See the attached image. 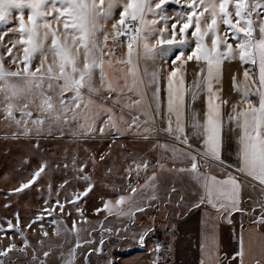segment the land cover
<instances>
[{
	"label": "snow or ice",
	"instance_id": "snow-or-ice-1",
	"mask_svg": "<svg viewBox=\"0 0 264 264\" xmlns=\"http://www.w3.org/2000/svg\"><path fill=\"white\" fill-rule=\"evenodd\" d=\"M170 2L178 6L172 16L166 8ZM6 36L11 37L7 42ZM124 47L126 52L118 57L116 49ZM190 61L194 67L186 80ZM233 61L244 65L242 74L237 70L230 76L238 99L223 94L226 62L231 67ZM0 123L12 136L39 137L53 126L62 135L61 125L75 124L74 136L97 131L123 135L126 128L145 140L151 138L153 149L171 152L168 171L195 182L194 194L187 200L181 196L178 203L189 210L203 209L200 264H222V259L235 264L237 258L245 264L246 253L257 248L259 258L249 264H264V0H0ZM177 162L182 166L177 168ZM133 165L138 180L142 170L147 175L150 161L145 156L133 159L129 175ZM84 168L81 162L79 170ZM44 169L41 163L30 179L10 192L32 185ZM156 177L152 171L140 192L130 182L131 194L103 201L102 208L129 217L142 212L151 199L143 192L155 191ZM84 179L89 183L82 193L72 194V203L93 188L86 172ZM244 187L258 189V203L248 208L242 206ZM64 203L57 198L51 209L58 207L63 213ZM76 212L89 223L80 208ZM234 212L241 215L238 250L222 257L215 223L220 218L231 223ZM245 213L255 226L248 230L247 240ZM43 214L51 212L45 209ZM15 216L16 224L8 220L0 232L19 231L21 246L10 238L0 247V264H12L13 253L27 255L29 247L31 264H47L52 252L51 246L43 250L47 230L41 224L43 235L34 246L19 230V213ZM99 223L102 238L93 244L82 233L91 237L94 228L78 227L75 220L68 228L62 218L52 220L57 236L64 232L75 237L71 248L60 253L62 264H76L81 245L87 250L81 264H118L105 251L103 221ZM141 227L134 236L143 244L151 228ZM123 230L127 232L128 225ZM113 231L117 239L123 235L119 228L107 230ZM162 248L166 246L155 242L151 264H160Z\"/></svg>",
	"mask_w": 264,
	"mask_h": 264
},
{
	"label": "rangeland",
	"instance_id": "rangeland-1",
	"mask_svg": "<svg viewBox=\"0 0 264 264\" xmlns=\"http://www.w3.org/2000/svg\"><path fill=\"white\" fill-rule=\"evenodd\" d=\"M166 8L169 16L178 10V6L174 2H170ZM170 24L171 21L169 29ZM10 38V36H6L5 42ZM122 50H126V47L116 49L118 57L121 56L119 52ZM5 63L15 67V65H10L7 60ZM191 65L194 66L190 61L189 66ZM243 67L244 65L237 61L231 62V67H228L226 62L222 80L225 96L231 94L238 99V94L232 90L230 76L237 70L242 74ZM65 95H71V93H65ZM35 115L37 113L33 112V116ZM77 127L78 125L75 124L61 125L62 135L53 126L46 128L39 137L34 135L12 136L0 123V225H4L6 228L8 220L16 224L15 214L18 212L19 230H23L35 246L36 240L43 235L42 224L48 232L43 250H47L49 246L52 247L47 264H62L60 253L67 252L71 248L75 243V237L70 233L66 235L64 232L57 236L52 220L62 218L68 228H71L73 220L78 221V227L83 225L94 228L95 231L91 232V237L82 233V238L90 239L93 244L98 243L102 238L99 222L103 221L105 251L111 254L114 261H117L118 264L151 262L155 258L152 251L141 253L145 250L144 243L148 242L151 247H154L157 242L156 237H159V234L162 236L163 231L153 226L148 227L151 228V231L148 232L144 243L141 244L134 236L135 233L143 231L139 225V212H135L134 216L129 217L118 215L115 210L110 214L102 208L103 201L109 199L115 201L119 195L131 194V189L128 187L130 182L137 186L139 192V179H136L134 165L131 175L128 174L127 169L133 159L140 160L143 140L140 135L130 134L126 128L123 129V135L116 134L114 131L104 134L97 131L94 134L85 132L82 135L74 136L72 130ZM74 160L75 163H73ZM81 162L85 163V168L82 171L79 170ZM41 163H45V169L36 182L17 193L10 192V189L18 188L20 183L30 179L32 173L40 167ZM85 172L91 177L90 182L93 188L86 195H81L78 201L72 203V194L82 193L89 183L84 179ZM57 198L61 203H64L65 200L69 202L64 203L65 211L63 213L58 207L54 211L51 209ZM241 198L244 208L251 207L258 203V189L253 192L248 187H244ZM5 205L8 206L5 207ZM77 208H80L83 215L88 217L89 223L81 220L80 215L76 212ZM96 208H101V211L96 212ZM45 209H48L51 215L43 214ZM40 214H43V219L32 223L33 219ZM243 219L245 222H251L250 214L245 213ZM29 224L31 227H28ZM125 224L128 225L127 232L123 230ZM117 228L121 229L123 233L119 239H117L115 231L111 234L107 232L108 229L115 230ZM10 238L15 239L17 247L21 246L19 231L9 230L7 234L0 232V247L6 246ZM86 251L85 246L81 245L76 252V264H81ZM37 254L39 255V251ZM31 256V247L27 249V255L15 252L12 255V264H31ZM92 259H96V257L93 256Z\"/></svg>",
	"mask_w": 264,
	"mask_h": 264
},
{
	"label": "crops",
	"instance_id": "crops-1",
	"mask_svg": "<svg viewBox=\"0 0 264 264\" xmlns=\"http://www.w3.org/2000/svg\"><path fill=\"white\" fill-rule=\"evenodd\" d=\"M123 52H126V50H122L119 53L122 55ZM191 66H189L186 74V80L191 79V72L194 67ZM141 67H143V61L141 62ZM99 95H104V93L102 92ZM99 98L100 96H94V99L99 100ZM109 106H112L110 102ZM196 107L200 108L201 105L197 104ZM114 110L119 111L118 108ZM125 116L127 118V109L125 110ZM126 131H129L130 134H136L128 129ZM141 139L143 140L141 156L148 158L150 167L147 170V175H145L144 170L140 172L139 186L145 183V180H147L148 175H151L152 171L157 173V177L155 191H153L152 188H147L143 192L145 198L151 197V199L147 200L149 207H144L143 211L138 213L140 215V229H143L141 227L143 225L146 227L153 226L163 231L162 236L159 234V237H156L157 241H159L162 246H166V248L161 249L160 264H200L202 255L200 244L205 229L203 209L189 210L190 206L186 208L178 203L181 196H184L187 200L194 194L195 188L193 185L195 182L186 174L168 171V169L172 167V161L169 159L171 156L170 151L159 148L153 149L151 143H153L154 140L151 138L145 140L141 137ZM161 140L163 143L172 142L170 138H161ZM179 147H183V145H179ZM229 155H233V153L229 152ZM156 161L164 165V168L159 167ZM181 166L179 162L176 163L177 168ZM201 170L204 171L205 169L202 168ZM173 188H175L176 191L169 195V191ZM141 207H143V205H141ZM173 225H175V228H173ZM243 226L247 240L248 230L255 226L249 221L245 222L244 219ZM240 229L241 215L239 212H234L232 214L231 223L224 218H220L216 221V243L222 257L231 256L233 252L238 250L237 237L240 233ZM144 245L145 250L141 253H148L152 250L151 248L155 247H151L148 242H145ZM165 256L167 257L166 261ZM253 258H259L258 248L251 255L246 253L245 264H249V261ZM146 264H151V262ZM222 264H229V261L227 259H222ZM235 264H239L238 258Z\"/></svg>",
	"mask_w": 264,
	"mask_h": 264
}]
</instances>
